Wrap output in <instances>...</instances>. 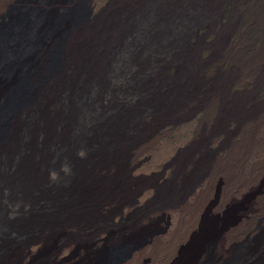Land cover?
Returning <instances> with one entry per match:
<instances>
[{"label":"rangeland","instance_id":"374dc122","mask_svg":"<svg viewBox=\"0 0 264 264\" xmlns=\"http://www.w3.org/2000/svg\"><path fill=\"white\" fill-rule=\"evenodd\" d=\"M125 2L0 0V84L7 76H24L17 66L29 76H55L60 70L70 76L69 60L62 65L67 56L63 38L82 25H98L106 36L104 46L111 42L117 49L109 70L99 76H142L147 94L142 91L138 99H160L157 120L146 111L140 118L152 126L146 144L136 147L137 155L130 152L128 162L135 159L127 173L132 196L117 212L114 204L101 212L118 227L143 213L136 221L144 230L139 238L164 234L173 217L151 206L157 191L171 186L184 192L183 203H196L198 211L214 215L222 236L233 238L229 263L241 261L248 243L264 236V0H134L130 13L114 16ZM28 11L39 19L31 33L30 46L35 47L18 49L6 64L1 48L5 28L16 14ZM72 15L73 26L59 30L49 25L59 27ZM129 16L135 27L125 40L116 37ZM117 19V27L104 31ZM58 56L61 65L51 69ZM112 81L114 87L119 84ZM21 88L0 108H9ZM123 234L112 248L97 246L99 260L89 264H106L129 252L133 239L125 229ZM58 257L56 264H77L79 254L65 247Z\"/></svg>","mask_w":264,"mask_h":264},{"label":"bare ground","instance_id":"6f19581e","mask_svg":"<svg viewBox=\"0 0 264 264\" xmlns=\"http://www.w3.org/2000/svg\"><path fill=\"white\" fill-rule=\"evenodd\" d=\"M134 4L126 0L114 16L130 13ZM18 15L4 31L6 64L18 49L31 52L35 47L30 46L31 33L39 28V19L29 11ZM74 18L59 27L48 17L46 21L63 30L74 25ZM117 21L104 31L117 27ZM135 21L129 16L116 37L125 40ZM99 30L98 25H82L63 38L67 56L62 65L69 60L70 76L61 70L55 76H29L17 66L16 72L24 76H7L0 84L1 105L25 80L10 107L0 108V264H56L65 247L79 254L77 264H89L99 260L97 246L107 249L120 243L123 229L133 239L130 250L106 264H230L233 238L223 237L214 215L198 211L196 203H183L184 192L171 186L158 190L151 206L173 217L164 234L139 238L144 230L136 221L143 213L118 227L101 212L108 204L116 205V211L132 196L127 173L135 159L128 162L130 152L137 155L136 147L146 144L152 126L140 118L146 111L157 120L160 99H138L142 91L147 94L142 76H99L109 70L117 50L111 42L104 46L106 36ZM59 65L58 56L50 68ZM112 78L119 82L115 87ZM65 165L69 173L62 171ZM52 171L58 173L55 181ZM100 233L104 238L97 241ZM232 264H264V236L249 242L245 257Z\"/></svg>","mask_w":264,"mask_h":264},{"label":"clouds","instance_id":"9594fccd","mask_svg":"<svg viewBox=\"0 0 264 264\" xmlns=\"http://www.w3.org/2000/svg\"><path fill=\"white\" fill-rule=\"evenodd\" d=\"M78 155L83 158L85 156V153L83 151L78 152ZM62 171H64L65 173H69L71 171L70 167L68 166H62ZM50 179H52L53 181H55L56 179H58V173H56L55 171L50 172Z\"/></svg>","mask_w":264,"mask_h":264}]
</instances>
